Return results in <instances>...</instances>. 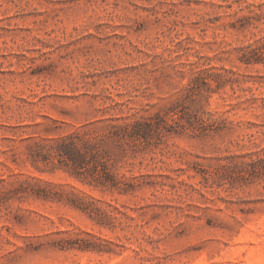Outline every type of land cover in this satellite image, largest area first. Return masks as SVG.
I'll list each match as a JSON object with an SVG mask.
<instances>
[{
    "label": "rangeland",
    "instance_id": "rangeland-1",
    "mask_svg": "<svg viewBox=\"0 0 264 264\" xmlns=\"http://www.w3.org/2000/svg\"><path fill=\"white\" fill-rule=\"evenodd\" d=\"M63 135L139 185L79 181ZM0 264H264V0H0Z\"/></svg>",
    "mask_w": 264,
    "mask_h": 264
},
{
    "label": "trees",
    "instance_id": "trees-1",
    "mask_svg": "<svg viewBox=\"0 0 264 264\" xmlns=\"http://www.w3.org/2000/svg\"><path fill=\"white\" fill-rule=\"evenodd\" d=\"M246 62H249L246 59ZM151 124L148 122H130L124 125L127 135H108L110 139L140 140L147 139ZM55 155L60 164L68 167L70 174L79 181L101 191L126 194L135 190L136 176H126L109 162V149L98 145L94 135H63L57 139ZM131 179V181H130ZM30 194L36 197L47 198L46 193L31 189ZM79 206L92 220L98 224L101 221L95 216L96 207ZM82 249L86 246L79 247Z\"/></svg>",
    "mask_w": 264,
    "mask_h": 264
}]
</instances>
